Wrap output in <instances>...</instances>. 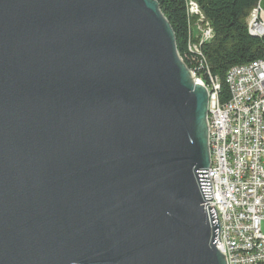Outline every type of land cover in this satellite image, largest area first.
<instances>
[{"label": "water", "instance_id": "1", "mask_svg": "<svg viewBox=\"0 0 264 264\" xmlns=\"http://www.w3.org/2000/svg\"><path fill=\"white\" fill-rule=\"evenodd\" d=\"M206 116L154 0H0V264H226Z\"/></svg>", "mask_w": 264, "mask_h": 264}, {"label": "built area", "instance_id": "2", "mask_svg": "<svg viewBox=\"0 0 264 264\" xmlns=\"http://www.w3.org/2000/svg\"><path fill=\"white\" fill-rule=\"evenodd\" d=\"M260 1L247 20L252 37L264 36ZM188 16L197 18L199 43L212 31L197 5L189 2ZM204 77H196L207 91L208 149L211 202L220 231L215 249L226 264H264V54L248 64L230 68L225 75L228 99L221 101V84L210 74L196 46ZM201 57V58H200Z\"/></svg>", "mask_w": 264, "mask_h": 264}, {"label": "trees", "instance_id": "3", "mask_svg": "<svg viewBox=\"0 0 264 264\" xmlns=\"http://www.w3.org/2000/svg\"><path fill=\"white\" fill-rule=\"evenodd\" d=\"M175 37L177 53L185 67L196 77H204L199 56L189 47L196 46L210 74L221 84V101L228 99L224 78L234 66L248 64L263 57L264 36L252 37L246 26L259 0H154ZM197 5L212 31L208 42L199 43L196 17L188 16V3ZM264 11V0L260 1ZM196 25V26H195ZM193 27L194 33H193ZM200 57V58H201Z\"/></svg>", "mask_w": 264, "mask_h": 264}, {"label": "rangeland", "instance_id": "4", "mask_svg": "<svg viewBox=\"0 0 264 264\" xmlns=\"http://www.w3.org/2000/svg\"><path fill=\"white\" fill-rule=\"evenodd\" d=\"M195 24H197V22H196ZM195 26H196V25H195ZM196 27H197V26H196ZM196 27H195V28L193 27V33H194V29H196ZM261 231H262V234L264 235V224L262 225Z\"/></svg>", "mask_w": 264, "mask_h": 264}]
</instances>
